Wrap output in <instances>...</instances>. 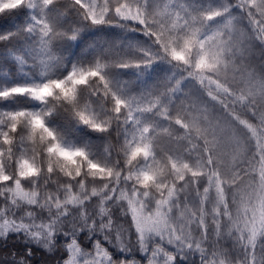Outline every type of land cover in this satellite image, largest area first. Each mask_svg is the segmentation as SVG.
<instances>
[{
  "label": "snow or ice",
  "instance_id": "snow-or-ice-1",
  "mask_svg": "<svg viewBox=\"0 0 264 264\" xmlns=\"http://www.w3.org/2000/svg\"><path fill=\"white\" fill-rule=\"evenodd\" d=\"M55 4L0 0V17L16 15L0 19V42L35 34L52 59V42L80 30L51 21ZM71 8L93 25L115 17L138 26L156 46L116 67L166 60L176 76L125 96L97 58L62 78L0 87V101L43 105L0 108V264H264V75L245 62L246 42L264 52V0L222 10L182 0H69ZM222 11L228 18L209 28ZM58 106L94 131L116 129L103 158L48 125ZM245 178L253 191L238 190Z\"/></svg>",
  "mask_w": 264,
  "mask_h": 264
},
{
  "label": "trees",
  "instance_id": "trees-1",
  "mask_svg": "<svg viewBox=\"0 0 264 264\" xmlns=\"http://www.w3.org/2000/svg\"><path fill=\"white\" fill-rule=\"evenodd\" d=\"M68 2L69 0H56V4L50 6L49 9L50 19L60 29H67L69 25L78 26L80 30L76 38L74 40L55 39L52 42L54 52L52 59H46L41 54L38 47L39 41L35 34L0 42V87L14 82L33 83L48 77L61 76L71 66L92 64L97 58L109 62L108 78L115 89L125 96L137 95L147 88L163 86L173 79L172 66L165 60L154 61L148 67L144 65L128 68L116 67L115 65L122 61L143 59L144 50L155 51L156 46L139 30L138 26H132L129 22L119 18L114 17L112 22L93 25L90 21H84L75 8L65 13ZM237 11L244 18L241 9ZM8 15L16 21L14 13L5 14L0 19H5ZM28 17V10H22L21 20L28 22ZM19 23L17 21V27ZM260 46L261 43L255 40L245 44V47L250 49L245 62L253 70L263 73L264 54ZM13 50H18L23 55L26 61L23 66H20L14 56L10 55ZM19 69H22V73L18 72ZM196 91L195 88V97ZM81 96L90 99L99 110L101 102L96 97H92L87 89L81 91ZM38 104H40L39 101L21 97L16 100L0 101V108L14 109ZM47 123L62 134L66 144L86 147L97 159L103 158L105 144L110 139L116 138V129H111L108 133L89 129L78 123L69 111L60 106L48 118ZM55 255L56 253H53V257Z\"/></svg>",
  "mask_w": 264,
  "mask_h": 264
},
{
  "label": "rangeland",
  "instance_id": "rangeland-1",
  "mask_svg": "<svg viewBox=\"0 0 264 264\" xmlns=\"http://www.w3.org/2000/svg\"><path fill=\"white\" fill-rule=\"evenodd\" d=\"M182 2H185V3H195V5L197 6H202V7H207V8H211V9H214V10H222L224 9L227 5L231 4V5H234L235 4V0H182ZM239 8L238 7H231L229 9V11L231 12L232 14V17L236 18V19H239L240 20V26L242 28L245 29V31H248V27H247V22L246 20L241 17L239 11H237ZM228 18V13L227 12H223L222 11V15L220 17H216L214 18L212 21H210L208 23V27L209 28H215L217 27L218 25L222 24L226 19ZM244 21H243V20ZM238 40L242 39V37L238 36L237 37ZM253 40H250L248 42H246L245 44H249V42H251ZM261 48V46H260ZM264 54V52H263ZM264 56V55H263ZM166 61V60H165ZM171 65V64H170ZM73 66H71L63 75L61 76H57V77H48V78H62L64 77L65 75H67V73L69 71H71ZM255 71V70H254ZM19 73H22V69H19L18 70ZM258 75H264V72L263 73H259L257 71H255ZM171 74L173 76H176V70L175 69H171ZM229 76L232 75L231 72L228 73ZM48 78H45V79H48ZM43 79V80H45ZM43 80L39 81V82H42ZM34 83V82H33ZM14 84H30V83H26V82H14V83H10V84H7V86H12ZM5 86V85H4ZM3 87V86H1ZM182 89L185 91V92H189L190 95L194 98L195 97V88L194 87H191L190 83L185 80V81H182ZM43 107V105L40 103L38 105H35V106H31V107H23V108H29V109H32V110H38V109H41ZM249 180L247 178L244 179V182L239 186V189L240 191H253V189H251L249 187ZM118 211V209L116 210Z\"/></svg>",
  "mask_w": 264,
  "mask_h": 264
}]
</instances>
